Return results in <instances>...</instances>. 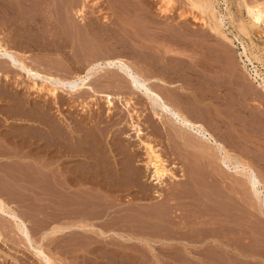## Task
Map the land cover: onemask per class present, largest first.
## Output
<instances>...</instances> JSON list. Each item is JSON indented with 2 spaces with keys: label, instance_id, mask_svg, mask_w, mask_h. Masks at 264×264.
<instances>
[{
  "label": "rangeland",
  "instance_id": "1",
  "mask_svg": "<svg viewBox=\"0 0 264 264\" xmlns=\"http://www.w3.org/2000/svg\"><path fill=\"white\" fill-rule=\"evenodd\" d=\"M1 1L3 3H1ZM1 1H0V5L1 4H3V5L0 6V12H1L0 17H1V15L2 16L5 15V16H4V19L0 18V23H1L0 24V33L1 34L0 35L3 38H5V42L13 50L21 51L23 54L27 55V61H29L30 64H33V66H35L36 68H39L41 70L47 69L46 71L56 73L57 75L61 74V76H63V75L70 76L73 71L70 70L69 67L72 66L73 69H75V71L81 72V71H83L85 65L87 64L88 59L89 60L94 59L98 53H102L105 51L107 52L106 55H108V54L111 55V53L117 55V53H118V55L120 54V56L126 58L127 61H130L131 63H133L142 72L143 75H145L149 78L155 77V78L163 79L166 83H161L159 80L153 81V84L156 86V88L158 90L163 91V92L166 91L167 94L169 92H170V94H176L177 93V96H179V98H182V99H180L181 105H182V107H184L187 110V112L191 113V115L192 114L194 115V113H195L194 116L196 118H198L199 120L204 121L207 119V121H205V122L207 124L211 123L209 125L212 127V129H214L218 134H220L222 132L221 133V139H223L228 144L227 147L229 146L230 150H232L233 153L239 159H241L243 161H247V162L250 161V164L252 163L251 165L256 170H259L257 172L261 173L260 175H262V174L264 175V147H263L264 146V122H263L264 121L263 120L264 119V113H261L264 111V108H261L263 106L261 105V103L259 104V100H258V102L256 100H253L252 102L254 104L250 101H246L247 98L242 94L241 88L239 87L240 89H238V86L228 87L229 85L228 86L225 85L226 87L223 86L224 88L221 87L222 89L218 88L216 82H214L215 80H213L215 78V75L211 74V72H210V73H207V76L209 75L208 80H211V81L207 85H209L210 83H213V82L214 83L207 86L208 90H209L208 96H207L208 102L209 103L213 102L214 104H216V102H220V103H222V105L224 106L225 109H224V111H222V113L219 110L216 111V109H211L212 111L211 110L209 111L210 113L208 114L207 117H205L203 115L204 107H202V105L204 106V103L202 101L203 98H201L202 96L200 95L201 94L200 89L202 88L201 83H202L203 78H204V72H203L204 67L202 68L201 66H205V63L207 61L209 62L210 58H213L210 55L214 54L215 51L217 52L219 50L220 52L218 51V54L224 55L223 56L224 59H227L225 61L223 59V62H225V63L227 62L225 65L230 64L228 61L230 59H233V60L235 59V63L238 61V63H236L237 67H235V69H234V71H235L234 78L237 76L236 72L238 73V76H237L238 78L240 77L239 75L242 72V75L239 78V81L243 82L245 80L244 76H246V75L244 74L245 73L244 69L241 68L240 72L238 70V68L241 67V62L239 60V56H238L237 51L241 50L240 48L242 47V44H244L247 48L248 54L251 56V58L254 61V65H256L255 66L256 69L259 71L261 76L262 75L264 76V39H263L264 33L260 35L256 32H254L252 30L251 24H249V23L246 24L248 26L247 28H249V30H250L249 33L248 32L246 33V31H244L240 28L239 21H238L239 16H238V13L236 10L237 0H227L228 2H225L224 0H217V1H220L222 3V6L227 5L231 11V14H229V16L228 15L226 16V23H227L229 29L233 33H235L240 40V42L237 43V45H238L237 48L232 47V45L227 43L223 39L222 36L213 32L208 23L204 24L201 20L197 21L194 18V15L205 16V14L201 12V6H200V4H198L199 3L198 1L195 5H193L194 3H192V1H194V0H187V1L186 0H179V1L178 0H171L170 3L172 5L169 4V6L171 5L170 6L171 10H169L168 12L166 11L164 13L162 12L164 10H162V9H161L162 11L158 10V9H160V5H162V3H160L159 0H141V1L140 0H131V1L130 0H120L122 2L121 5H120L119 1H117V0H89V1H87V0H80V1L79 0H73V1L72 0H68V1L67 0H56L54 3H52L51 0H1ZM40 1H42V2H40ZM84 1H85L86 7H88L85 9L86 16L88 17V19L90 18V22L94 21L93 24L95 26L97 25V28L96 29L94 28L95 33H94V29H93L94 25L91 26L93 29L92 30L93 34L91 32L89 33L87 31H85L87 29H85V24L83 23V20H81V16L78 17V15L76 14V11H74L76 9V6L78 7L79 5L83 4ZM129 1L132 3H130ZM172 1H173V3H172ZM247 1L249 3H254L252 1H258V0H251V2L249 0H247ZM31 2H32V5H31ZM37 2H38V4H37ZM44 2H47L48 4L47 3L44 4ZM69 2H70V4H68ZM136 2L138 3V5ZM139 2L144 7H145V5H147L145 9L148 11H146L144 9V7H142L139 4ZM40 3L41 4L43 3V4L41 5ZM57 3H59V4H57ZM133 3H136V5ZM144 3H147V4H144ZM44 5H48V7L44 6ZM122 5H124V6H122ZM130 5H132V6H130ZM133 5L138 7V9H136V7ZM175 5H177V6H175ZM55 6H57V8ZM164 6L165 5H163V7ZM173 6H175V7H173ZM23 7H25V8H23ZM44 7H45L46 11L44 10ZM51 7L53 10L50 9ZM68 7H70V8L68 9ZM129 7H132V8L130 9ZM139 7H142L143 9L139 8ZM182 7L184 9L186 8L185 12H184V9L182 11L179 10ZM194 7H195V9H194ZM35 8H36L37 12L34 11ZM188 8H189V10H188ZM58 9L59 10L62 9V10H60L62 12H60ZM67 9H68V11H67ZM41 10H43V11H41ZM86 10H89V11H86ZM100 10L101 11L103 10L102 12H104V14H106L107 18H108L106 20V23L103 25L104 28L100 24L101 23L100 19H98L99 14H100L99 13ZM178 10L181 13L178 12ZM187 10L189 11V13L186 14V12H188ZM39 11L42 12L43 14L38 13ZM47 11H48V13H47ZM53 11H54V13H53ZM143 11H145V12H143ZM71 12H74V13H71ZM190 12L193 16L190 15ZM223 12L225 13L224 7H223ZM45 13L48 14L47 15L48 19L46 18ZM179 13H180V15H179ZM184 13L186 15L183 16ZM32 14H34V15H32ZM175 14H177V15H175ZM56 15L64 16L65 18L64 17H62V18L66 19V20L64 21L62 19V21H63V23L64 22L65 23L63 24L62 21H60L59 18H61V16L58 18L59 19L58 20L57 19L58 16H56ZM29 16L31 19L29 18ZM178 16H181V17H178ZM69 17L70 18L73 17L72 18L73 21H72V19L70 20ZM177 17L179 20L177 19ZM192 17H193V19H192ZM243 18L245 20H247L246 11L243 12ZM6 19H8V24H7ZM143 19H144V21H143ZM38 20H40V21H38ZM173 20L177 21V24ZM14 21H15V23H14ZM22 21H23V23H22ZM26 21L28 23H26ZM49 21H50V23H49ZM58 21H59V23H58ZM69 21H71V22H69ZM98 21H100L99 24H100V26H102L100 29V32H99V28H98V26H99ZM185 21H187V22L184 23ZM196 21L199 23H197ZM60 22L64 26L66 25V27H63V25L60 24ZM43 23H45V24L43 25ZM46 23H47V25H46ZM70 23H72V26ZM79 23L81 26L78 28L79 25H77V24H79ZM173 23L176 25H174ZM200 23H201V25H200ZM40 25H41V27H40ZM42 25L44 26V29L42 28L43 27ZM170 25H171V27H170ZM173 25H174V27L172 28ZM184 25L186 27H188V26L189 27L186 28ZM68 26L70 29L73 30V31L71 30L73 34L70 33V31H69L70 29L67 28ZM181 26H182V28H181ZM46 27H48L47 29H49L50 31L53 30L51 33L55 32V31L56 32L53 34H50L49 30H48L49 33H48V31H46L47 30ZM74 27H75V29H74ZM197 28H200V29L198 30ZM36 29H37V31H36ZM79 29H82V30H79ZM177 29H179L178 30L179 33H178V31L176 32ZM58 30H60L59 31L60 33L57 32ZM180 30L184 33L180 32ZM43 31H44V33H43ZM63 31L66 34H64ZM185 31H187V32H185ZM197 31H200L201 34ZM45 32L48 33L47 36L48 35H51V37L54 36V37H52L53 39L49 38L50 36H48V38L51 39L53 42L55 41L54 40L55 38H57L56 39L57 42H60V41L62 43L67 42V41L69 42V43L67 42V47H66L67 49L64 48L65 49V51H64L65 55H64V53L59 52V50L57 51L55 48V44H53V42H51L49 39L44 37V35H46ZM78 32H80L79 33L80 35H82V34L85 35L82 38H84V39L87 38L85 41L88 40V43L83 42L84 41L83 39L79 40V38L81 36L78 34ZM147 32H148V34H147ZM192 32H193V34H192ZM204 32H205V34H204ZM197 33H198V36H196ZM63 34L66 36V38ZM185 34H187V35H185ZM75 35L77 37L78 36L79 37L77 38V37H75ZM149 35H151L152 37ZM188 35H191V36H188ZM199 35L203 38H201ZM246 35H248V36H246ZM130 36H132V37H130ZM204 36H206L207 38L208 37H210V38L204 39V38H206ZM70 37L73 39H70ZM88 37H90V38H88ZM133 37H134V39H133ZM217 37L219 38L218 40H217ZM172 38H173V41H172ZM251 38H252V40H250ZM65 39H67V40H65ZM157 39H158V41H157ZM159 39L162 42H160ZM192 40H193V42L196 40L194 46H192L194 44L192 42ZM241 40H242V42H241ZM43 41H46V43ZM74 41L76 42L75 45H74V43H75ZM186 41H188V42H186ZM198 41H199V43H198ZM202 41H204V42L202 43ZM222 41H223V44L221 45ZM48 42L50 44H48ZM184 42H186L188 44L183 45V44H185ZM224 42H226V43H224ZM190 43H191V45H190ZM207 43L210 44L211 46L210 45L208 46ZM240 43H242V44H240ZM197 44H201L203 46H201V45L198 46ZM51 45H52V47H51ZM204 45H205L206 50L204 49ZM214 45H215V47H214ZM35 46H37V47H35ZM44 46H46V47H44ZM83 46H85V47H83ZM189 46L193 49V51ZM223 46H226V47L224 48ZM211 47L214 49H212ZM53 48H55V49H53ZM170 48H171V50H170ZM173 48L176 49L178 52H176L175 50L172 51ZM199 48L201 49V51H199L200 50ZM202 49H204V52H202L203 51ZM207 49H208V51H207ZM230 49H232V50H230ZM183 50L187 51V52L183 53ZM196 50H198V52H200V53H197ZM211 50L213 52H211ZM188 51H189V53H188ZM223 51H226V53ZM192 52H193V55H196L195 54V52H196L197 55H199V56L204 55V58H206L208 56L209 59L206 58V60H205L203 58V56L202 57L196 56L195 60H197V58H198V61L193 62L192 61L193 55H191ZM205 53H206V55H205ZM228 53H229V55H227ZM54 54H56V55H54ZM230 54H231V56L232 55L233 56L231 57ZM188 55H190V56H188ZM225 56H227V58ZM188 57H190V58H188ZM228 57H230V58L228 59ZM65 58H67V59H65ZM188 59H189V61H188ZM199 60H201V61L199 62ZM202 60H204V61H202ZM0 62H1L0 63V73H1L0 74V86L2 87V88L0 87L1 88L0 89V94H1L0 95V196H3L10 204H13L18 209L19 213L27 221L29 220L28 223H29L30 230L32 231L31 234H32L34 239L39 240L40 238H42V233L44 231L50 229V227H52L54 225L61 224V223H65V222L68 223L69 221L78 220V219H80V217H78V216H84L83 214L86 212V211L81 212L80 210H77L76 208H72L70 205V206L64 207L65 213L63 211H62L63 213L62 212L60 213L61 208L60 207L58 208V203H60L59 202L60 198H63L62 199L63 202H66V200H64V199H66V197H67V200H68L67 195H69V197H71V196L77 197L78 196L75 200L77 201V199L79 198L78 201H80V202L83 201V200H80L83 197H84V199H85V196H86V198H88L89 196L87 195L86 192L83 191V189L88 184L93 185V187L95 186L94 184L97 183V181L94 180V178L96 176L95 175L96 171L101 172V174L103 173L102 168L95 169L97 166H95L94 163L89 165L90 161H92V160L89 158L91 156V154H89V152L87 150L90 149V147H91V144L89 142V138L93 137L94 135L98 136L101 133L98 129H96V127H94V123L92 122V120L97 118L99 116V114L100 115L103 114V116H104L105 108L107 107V103L105 102L104 98H102L100 96H96L95 101H93L90 97L92 94L90 92H87V91H82V92H80L79 95L77 93L73 96L67 95L66 93H63V92H58V104L59 105L57 106V104L54 103V100L52 97H50V99H49V97H46L43 92H40L41 93L40 94L36 90H32L33 88L32 89L29 88L28 81L25 78V76H23L24 75L23 73H20V71H18L16 68L14 69V67L9 66L8 63H5L7 61H3V62L0 61ZM189 62H190V64H189ZM202 62H203V64H200ZM210 62L212 63L213 60L210 59ZM223 62L221 63V65L224 64ZM46 63H48V64H46ZM193 63H195L196 65ZM197 63H199L198 66H197ZM184 64L186 66L189 65L190 68H193V66H194L195 69L198 71L197 72L195 69H193L194 71H192V69H190L192 74L196 71L195 72L196 74L195 73L193 74L194 77H192V74L190 73L192 80H194L191 82V84L194 83V86L192 87V89L194 88L193 90L188 89L187 81L185 80L187 77V76L185 77V75H186L185 73H187V72H185L186 68H184V67H186V66ZM217 65L219 67L223 68L222 71H224L226 66L225 67L223 65L221 66L219 63ZM217 65H216V63H215V65H213V67H214L213 70L215 72H217V74L219 73L218 75L221 74L224 77L227 76L226 79L223 78L224 80H227V78H228V80H230V78L228 76V71L227 72H225V71L221 72V70H220L221 68H219ZM196 66L198 68H196ZM215 66H216V70H215ZM49 67H50V69H49ZM155 67H156V69H155ZM178 68H179V70H177ZM227 68H229V65L227 66ZM6 69L8 72L5 71ZM168 69L170 71H168ZM173 69L175 71H173ZM225 70H227V69H225ZM176 71L177 72L179 71L180 73L178 72V74H177ZM5 72L10 74V75H8L9 78L7 80L4 79V77H3L4 74H7ZM111 72H112V69L105 68L104 70H102L100 73H98L95 76V78L92 80V84L94 85L95 88H97V90L99 89L103 92H109L112 94L120 93L119 89H117L116 87H106V86H104L106 84V82L104 81V84H103V81H101L102 79L104 80L107 77L109 78V75ZM197 73H199V74H197ZM20 74H21V76H20ZM179 74L181 76H183V78L180 77ZM200 74H202L203 76L202 75L200 76ZM196 75H198L200 77H197ZM16 76H18V78ZM207 76H205V77L207 78ZM210 78H213V79H210ZM198 79L201 81H199ZM4 80H6V81H4ZM183 81H184V83H183ZM198 81H199V83H198ZM170 82L172 84H175V86H172ZM184 84L186 86H184ZM225 84H229V83L226 82ZM233 84H231V85H233ZM211 87H212V89H211ZM171 88H174V89H171ZM229 88H232V92L237 91V92L231 93L232 95H234V97L236 95L235 98L238 99V97L240 96V98L242 100H240L238 103H236V101H238V100L235 99L233 96H231V94H230L231 91H226V90H229ZM224 89H226L225 94L227 96H225V94H224V92H225V91H223ZM173 90H175L176 92ZM128 92L123 93V95L124 96H127V95L132 96L133 95V97L137 101V109H138L139 113L141 114V116H140L141 125L144 127V130L146 132H148L153 137L154 144L159 148L164 159L167 160L168 167L169 168L173 167L172 169L174 171H176L175 173L177 175H181V174L184 175L185 170H186L187 175H190L192 172H194V171H190L191 168H189V164H188V167L186 168L187 163H189V161H188L189 159H187V158H189V157L185 158V152H182V151L180 152V149L178 148V142L175 141V139L177 138L174 134L175 132H170V134H171L170 135V134L165 133L164 131L161 130L159 132V134H156L154 132V129H153V122H152V118L150 115V111L148 109H146V105L144 104L145 101L142 99V96L141 95L138 96L139 94H135L131 89H129ZM198 92H199V94H198ZM218 92H219V96H218ZM180 93L182 94V96ZM184 93L187 95H184ZM222 93L224 95H222ZM6 94H7V96H6ZM32 94H34V95H32ZM229 94H230L231 98H230ZM190 95L192 96V98H190L191 97ZM210 95H212V96H210ZM188 96H190V97H188ZM197 96H201V97H199V100H197L198 99ZM241 96H244L245 98L241 97ZM9 98H10V100H9ZM184 98H186V99L184 100ZM210 98L211 99L213 98V100H211ZM76 99H78V100H76ZM244 99H246V100H244ZM74 100H76V101H74ZM182 100H184V101H182ZM188 100L190 101V103ZM223 100H224V102H223ZM230 100H231V102L229 103ZM248 100H251V99H248ZM200 101H202V102H200ZM227 101H228V103H227ZM70 102H73V103H70ZM182 102L184 104L186 102V104H185L186 106L184 104H182ZM250 103L253 104V106L254 105L256 106V107L254 106V108L257 111L254 110L253 107H252V109L250 108L252 106ZM234 104H237L236 108L238 110L235 108ZM243 104H244V106H248L249 109L247 107H242ZM32 105H33V107H32ZM115 105L116 106L113 108L115 113H119V114L123 115L124 119L127 118V122H125L126 120H124L121 124V126L123 127V132L121 133L120 138L117 141L118 143L116 142V144H115L114 136L112 135V132L117 133V131L115 130L116 126H111V128L109 130H107L108 132L106 130L104 131V128H103V132L105 134H106V132L109 133L110 136H107V134H106L105 138L107 141L106 140L104 141L105 138L102 135H100L101 142L104 141V143L106 144L109 141V142H111V144L108 142L107 143L108 146L112 147L115 145L114 147L116 149L117 148L118 149H120V148L124 149V151H126V152H124L122 155L119 156V160L121 159L120 162L122 164L119 167H121V168L125 167L128 170L129 169L128 166L131 167V163H130V161H131L133 167L129 170L128 173H132V171L135 170V168L139 169L141 171V177H142L143 181L144 182H148V181L150 182V178L148 176L149 172L146 171V167H145V163H144L145 157H146L145 149L142 146V144L139 142V139H137V137L135 136L134 131L128 125V116H127V112L122 108L123 107L122 101L120 99L119 100L117 99V101L115 102ZM231 105L234 108H231ZM200 107H201V109H198ZM202 108H203V110H202ZM240 108L242 109V111L239 113V111L241 110ZM245 108H247V109H245ZM43 109L48 110L50 113L49 115L52 114L51 120H53L54 123H56L55 124L56 128H52V127L51 128L57 129V131L61 130V132H59V134L64 133V136L66 137L64 140H62V142L64 143L63 144L64 147L60 146L62 153H59L58 147H57L56 152H55L56 155H54V158H55L54 160L56 161L59 157H61L63 159H66L65 156L70 157V159L66 162V164L68 163L67 165H70V169H71V170H68L67 174L69 176H70V174H71V176L73 175V177H71V176L69 177L71 180L70 182L72 183V181H73V183H72L73 187H71V188L70 187L67 189H63V188L61 189L60 188V184L63 182L62 178H64V176L61 175L62 176L61 177L59 174V171H57L58 168L60 167L59 160L54 162L53 164H51L52 171L47 170L45 167V164H44V166H42L43 165L42 160L44 161L43 156L47 152L45 150V148L42 147L45 143L44 138H45V134H46L45 130H43V129H47V127L45 126V121H43L44 116H43V114H41L44 111ZM232 109H234V110H232ZM258 109H259V111H258ZM198 110H200L201 114ZM35 111H36V113H35ZM60 111H61V113H60ZM33 112H34V114H33ZM211 112L218 113V114L213 115V114H211ZM196 114H199V116L197 117ZM222 114H223V116H222ZM94 115H95V117H94ZM201 116L203 117L202 119L200 118ZM212 117H213V119H212ZM106 119H107V121H106ZM108 120H109V118H107V117L105 119H103V121L101 123V125H103L102 127H104L106 124H108L107 123ZM209 120L210 121L212 120V122H209ZM218 120H220V121H218ZM254 120H257L258 122L254 121ZM215 121H216V123H215ZM109 123H111V122H109ZM91 125H92V127H91ZM108 128H109V126H107L106 129H108ZM32 129H33V134L36 132L35 135L38 136L37 137L38 139H35V141L33 140V142H31V140H30V138L32 136V133H30V132L32 131ZM34 130H36V131L34 132ZM39 130H40V134H39ZM37 131H38V134H37ZM43 131H44V133L41 135V132H43ZM28 134H30V135L28 136ZM59 134H58V136H59ZM40 135L42 137V140L39 139ZM26 137H29V138H26ZM74 137H76V138H74ZM30 143L31 144L33 143V146L35 147L31 150L32 152H30L32 155H33V152L35 153L33 155V156H35V160L31 159V161H29L30 160V157H29L30 153H28L29 152L28 149H30L29 147L31 146ZM120 144L122 146L123 145L124 146L121 147ZM176 144H177V146H176ZM4 146L5 147L8 146L9 148L8 147L5 148ZM27 146H28V148H26ZM7 148H8V150H7ZM125 148H127L128 150ZM244 148H246V149H244ZM176 151H179L178 152L179 154H177ZM51 153H54V151H52ZM23 154H25V155L27 154L28 156L26 157ZM131 154H133L132 159H128L127 156L131 155ZM85 155L86 156L89 155V157L87 158ZM112 155H113V150L111 151V156ZM69 157H67V158H69ZM191 157L192 156H190V158ZM38 160L39 161L41 160V161L39 162ZM262 160H263V162H262ZM123 163H125L126 165ZM174 164H176L177 166ZM173 165L176 166L177 168L174 167ZM33 167H35V168H33ZM125 168L121 169V172H120L121 174L119 173L120 175L123 174V176H121L122 183H126V178H124V177L129 175L126 171L124 172V170H126ZM183 168H184V171H183ZM16 170H18V171H16ZM34 171H36V172H34ZM53 171H55L57 173L58 181L59 182L62 181L61 183H59V185H58V183H56L58 188H60L62 190L61 194H62V192L64 193L65 191L68 190L67 191L68 193L66 194V196L63 195L61 197L60 196L61 194L58 192L57 188H55V186L53 185L52 181H53L54 177H56V173ZM207 171H208V169H207ZM90 172L92 174L91 176H90ZM189 172H191V173H189ZM45 173H46V175H45ZM24 174H26V175H24ZM34 174L35 175L37 174V175L35 176ZM192 174H194V173H192ZM82 175L90 176L91 181L87 182V184H84L85 180L88 181V179L86 177L83 178ZM232 175H233V178L235 177L234 179L232 178ZM232 175H231L230 179L229 178L224 179L218 175L217 179H216L218 181L215 180L217 183L214 181V183H216V184H214V183L212 184V185H216V186L215 187L211 186V187L215 188L213 191H212L213 188H210L211 189L210 190V189H208V187L207 188L204 187L210 192L209 194H211V195H209V194L203 195L202 193L200 195L197 194V197L200 200L196 199L195 197H192V199L189 198L191 200V202H189V207L190 206L191 207L189 208L187 205L186 209H184L182 212L183 217L188 218V221H190L189 224H191L192 220L196 218V215L198 212H199L198 214H200V215L202 214V217L199 219H204V218L209 219L210 217H214L217 224L215 226V230H213L212 225H209L208 222H205V224L202 225V227H204V228H202V231H201V233H203L202 234L203 236L201 234L199 235L198 234L199 232H197L195 229L193 231V229H191L192 227H189V226L185 227V230L183 229L182 231H180V229H178V227H177L178 225H177L176 229H178L179 231L177 230L175 232L172 230L173 233H171V234H174L175 236L177 235L179 238H182V236H183L182 239L192 238V240L189 241V244H187L188 248L186 249V251L183 250L181 252L180 257H177V259H179L178 261L174 260L173 258H171L170 255L163 252V250L165 249L164 247L165 246L168 247L169 244L166 243V245H165L164 242H162V243L159 242L158 244L157 243L155 244L158 247L157 248L155 246L158 249L156 251H159V252L154 254L153 257L150 256V254L147 252L148 250H146V249L143 250V248H146V247L143 246V248H141L138 245L139 243L133 244V245L131 244L130 246L132 247V249L130 247H127L128 246L127 245L126 248H129L128 251H130V249H131V252H133L132 256H134V257L129 256L130 259L128 257L125 260V262L127 264H130V263L131 264H134V263L135 264L136 263L137 264H189V263L190 264H264V219H263L264 214L262 213L261 209H259L260 208L259 202L257 201V198L251 193L252 191L246 185L244 179H242L244 182L241 184V183H239V181L242 182L240 177L238 175L236 176V174H234V173H232ZM263 175H262V177L264 179ZM37 177H38V179H37ZM59 177L61 178V180H59ZM98 177H101V176L99 175V176H97V178ZM236 177L238 178V181H237ZM23 178H25L26 181ZM169 179L170 178L167 177V180H168V181L166 180L167 181V185H166L167 188L165 187V190H167V191H165L166 193H170V191H171L170 187H172V188H175V187L181 188L182 187L181 184L179 185L177 182H171V179L170 180ZM37 180H38V182H37ZM235 181H237L236 182L237 184L235 183ZM222 182H223V184H222ZM225 182H227V183H225ZM46 183H48V184H46ZM42 184H44V185H42ZM225 184L227 186H225ZM83 185H85V186H83ZM90 185H88V186H90ZM122 185H123L122 188L121 187L117 188V190H116L117 193L115 191H113L114 192L113 195L118 194L117 197L122 200V205L125 204V206H123V208H125V207H128V205H126L128 203L126 199L128 197H131V195L135 194L136 191L133 189H125L126 184H122ZM42 186H43V188H42ZM5 187H8L7 190ZM50 187H51V189H50ZM94 188L92 190L90 189L91 191L88 192L89 195L92 192H96L94 190ZM123 188L126 191L123 190ZM19 189H21L22 191ZM53 189H55V190H53ZM216 189H220V192L217 193L219 190L217 191ZM244 190H247V191H244ZM77 191H79V192L76 193ZM206 191H205V193H208V191L207 192ZM220 193H221V195H219ZM224 193H227V194H224ZM74 194H76V196ZM95 195L97 196L98 193H95ZM113 195L111 197H113ZM224 195L225 196L228 195V197H230V195H231L232 199L230 200L229 198H227V196L225 198V197H223ZM50 196H52V197H50ZM218 196H221V197H218ZM97 197L99 198V196H97ZM189 197H191V196H189ZM208 197H210V198H208ZM211 197H213V198L211 199ZM138 198L139 197L137 196L136 201ZM95 199H96V197H95ZM189 199L187 197L185 200H189ZM194 199L197 200L196 203L193 202ZM243 201H245V202H243ZM171 202H173V203L175 202L177 204L178 200H173V201L171 200L170 203ZM175 203L174 204L168 203L169 209L170 208L171 209H174V208L177 209L176 211L173 212V215H175L176 212L180 211V210L178 211V209L180 208L179 207L180 204L176 205ZM179 203H180V201H179ZM197 203H199V204H197ZM228 203H230V205L234 206V207L231 206L233 209H229L231 207L228 206L229 205ZM175 205H176V207H175ZM192 205H194V206H192ZM72 206L78 207V206H75V204H73ZM226 206H228V207H226ZM81 207L84 208V206H81ZM184 208H185V206H184ZM227 208H228V210H227ZM72 209L75 211H73ZM69 211H72V212H69ZM185 211H187V212H185ZM191 212H193V213H191ZM121 213L123 214L122 216H124L125 213L127 216L126 210L122 209ZM56 214H58V215H56ZM62 214H64V215L66 214L65 219L61 218V217H63ZM128 214H129V212H128ZM66 216H67V218H66ZM189 217H190V220H189ZM221 217H223V219L229 218V221H223L221 219ZM91 219H94V218H91ZM176 219L179 220L178 216ZM109 221H111V220H109V217H108L107 219L102 220V222H101V220H95L94 223L101 228L102 227L105 228L104 230H107V231H109L111 229L112 230L113 229H119V230L124 231L125 233L132 232L131 228L133 226L131 228L128 227V226H131L132 224L126 223L127 224L126 226L124 223H123L124 226H123V224H119L120 228H117L116 224H113L112 222L110 223ZM238 224H239V226H238ZM119 225H118V227H119ZM16 231L17 230L15 229L13 222H11L9 219H5L3 216L0 215V235H1V239H0V264H41V261H39V259L37 260V258L34 255H32L31 251H29L27 249L26 243H25V241H23L22 236ZM77 233L78 234L81 233L80 234L81 236H79ZM89 233H90L91 237H92V234L95 235L94 232H89ZM204 233L206 235L205 238H204ZM214 233L219 240L217 242L212 243L211 238H209V236L212 237V235ZM90 235L87 236L84 231H72V232L69 231L67 233H61V235H58L57 238H56V235L51 236V237L45 236L44 237L45 239L43 238V242H44V246L46 248L47 253H49L53 258H58V259H56V264H114V262H112L114 260V257L112 259L111 255L108 256L110 254L109 252L105 253V254H104V252H102L103 249H106L105 248L106 245L109 246V244L112 245V243H103V244H102V242L99 243V245L101 246V251L100 252L97 251V254L96 253H94V254L89 253L86 251V250L90 249L92 246L91 245L92 242H89V241H92L93 237L90 238ZM199 236L202 237L203 239L200 238L201 241L200 240L196 241V238ZM79 237L82 238L84 241L86 240V242L91 243L90 244L91 246L88 243L85 244L86 242L84 243V241H82ZM171 237H173V236H171ZM193 238L195 240H193ZM76 239H78V241H81V242L78 243V241H76ZM173 242L176 243L177 250L179 249L178 246L182 247L181 242L177 243L175 240ZM77 244H78V246H79V244H81L80 247L78 248L79 251H78V249H76ZM84 245L87 248L89 245L90 248L86 249V247L85 248L83 247ZM135 245H137V246H135ZM71 246H72V248H70ZM93 246H94V244H93ZM249 246L251 249L249 248ZM82 247L84 248V250ZM68 248L70 249L71 253L68 250ZM73 248H75L77 251L76 250L74 251ZM109 248H110V246H109ZM122 248L123 247H121V249ZM71 249L74 251V254L72 253ZM159 249H162V251ZM181 249L182 248H180V250ZM143 254H145V255H143ZM146 254H147V256H146ZM105 257H106V259H105ZM117 257L115 256V258H117ZM108 258H110V259H108ZM57 260H59V261L57 262ZM36 262H38V263H36ZM132 262H134V263H132Z\"/></svg>",
  "mask_w": 264,
  "mask_h": 264
},
{
  "label": "bare ground",
  "instance_id": "2",
  "mask_svg": "<svg viewBox=\"0 0 264 264\" xmlns=\"http://www.w3.org/2000/svg\"><path fill=\"white\" fill-rule=\"evenodd\" d=\"M1 1V0H0ZM56 0H51L52 3H54ZM68 1V0H67ZM73 1V0H72ZM80 1V0H79ZM89 1V0H87ZM119 1L120 5H121V1L120 0H117ZM131 1V0H130ZM129 1V2H130ZM141 1V0H140ZM160 3H162V5H160V11H162L163 13L164 12H168L169 10H171L170 6L172 5L170 3L171 0H159ZM179 1V0H178ZM187 1V0H186ZM197 1L199 2L198 4H200L201 6V12L205 14V16H197V15H194V18L198 21V20H201L204 24L208 23L212 29L213 32L217 33L218 35L222 36L223 39L232 45V47L234 48H237L238 45L237 43L240 42L238 36L233 33L227 23H226V16L229 14H231V11L230 9L228 8V6H222V3L220 1H217V0H194L192 1V3H194L193 5H195L197 3ZM225 2H228L227 0H224ZM251 2V0H249ZM42 2V1H40ZM96 2V1H95ZM135 2V1H134ZM254 3H249L247 0H237L236 2V10H237V13H238V21H239V26L242 30L246 31V33L250 32L249 28H247L248 26L246 25L247 23L251 24L252 26V30L258 34H263L264 33V0H258V1H252ZM1 3H3L1 1ZM47 3V2H44V4ZM118 3V2H117ZM132 3V2H130ZM137 3V2H136ZM136 3H133L136 5ZM173 3V1H172ZM188 3V2H187ZM5 4V3H4ZM38 4V2H37ZM41 4V3H40ZM43 4V3H42ZM41 4V5H42ZM48 4V3H47ZM59 4V3H57ZM70 4V2L68 3ZM128 4V3H127ZM140 4V2H139ZM143 4V3H142ZM144 4H147V3H144ZM169 4H171L169 6ZM226 4V3H225ZM3 5V4H1ZM0 5V6H1ZM31 5H32V2H31ZM40 5V6H41ZM53 5V4H52ZM75 5V4H74ZM77 5V4H76ZM119 5V4H118ZM117 5V6H118ZM133 5V6H135ZM138 5V3H137ZM141 5V4H140ZM152 5V4H151ZM163 5H165L163 7ZM44 6H47L48 5H44ZM88 6V5H87ZM124 6V5H122ZM126 6V5H125ZM132 6V5H130ZM142 6V5H141ZM147 5L142 6L144 7V9L146 8ZM149 6V5H148ZM177 6V5H175ZM173 6V7H175ZM4 7V6H3ZM57 8V6H55ZM71 7V6H70ZM68 7V9L70 8ZM120 7V6H119ZM136 7V6H135ZM142 7H139V8H142ZM154 7V6H153ZM180 7V6H179ZM178 7V8H179ZM186 7V6H185ZM223 7L225 9V13L223 12ZM25 8V7H23ZM40 8V7H39ZM63 8V7H62ZM88 8L86 7L85 5V1L83 4L79 5L78 7L76 6V9L74 11H76V14L78 15V17L81 16V20H83V23L85 24V31L87 32H93L92 30L95 28H97V25L95 26L93 24V18L91 19L93 22H90V18L88 19V17L86 16V13H85V9ZM130 9L132 7H129ZM134 8V7H133ZM48 9V8H47ZM52 9V7L50 8ZM49 9V10H50ZM67 9V11H68ZM120 9V8H119ZM126 9V8H125ZM135 9V8H134ZM136 9H138V7H136ZM143 9V8H142ZM162 9V10H161ZM184 8L182 7L181 9H179L180 11H182ZM186 9V8H185ZM185 9H184V12H185ZM191 9V8H190ZM195 9V7H194ZM199 9V8H198ZM14 10V9H13ZM44 10L46 11L45 7H44ZM53 10V9H52ZM59 10V9H58ZM62 10V9H60ZM59 10V11H60ZM73 10V9H72ZM92 10V9H91ZM98 10V9H97ZM146 10V9H145ZM178 10V12H180ZM189 10V8H188ZM187 10V11H188ZM34 11L37 12L36 8L34 9ZM33 11V12H34ZM43 11V10H41ZM51 11V10H50ZM49 11V12H50ZM55 11V10H54ZM53 11V13H54ZM57 11V10H56ZM58 11V12H59ZM86 11H89V10H86ZM103 11V10H102ZM100 10V14H99V17L98 19H100L101 21V25L103 26L105 23H106V20L108 19L107 18V15L104 14V12H102ZM148 11V10H146ZM199 11V10H198ZM246 11L247 13V20H245L243 18V12ZM35 12V13H36ZM57 12V13H58ZM62 12V11H60ZM59 12V13H60ZM145 12V11H143ZM152 12V11H151ZM171 12V11H170ZM177 12V11H176ZM175 12V13H176ZM177 12V13H178ZM192 12V11H191ZM190 12V15H192ZM1 13V12H0ZM7 13V12H6ZM34 13V14H35ZM38 13H42V12H38ZM48 13V11H47ZM46 14V18L48 17ZM58 13V14H59ZM70 13V12H69ZM71 13H74V12H71ZM97 13V12H96ZM118 13V12H117ZM137 13V12H136ZM147 13V12H146ZM181 13V12H180ZM179 13V15H180ZM189 13L186 12V14ZM198 13V12H197ZM32 14V15H34ZM43 14V13H42ZM41 14V15H42ZM62 14V13H61ZM138 14V13H137ZM167 14V13H166ZM165 14V15H166ZM185 13L183 14L186 15ZM37 15V14H36ZM152 15V14H151ZM177 15V14H175ZM189 15V14H188ZM4 16L5 15H1L0 18H3L4 19ZM52 16V15H51ZM58 16V15H56ZM61 16V15H60ZM58 16L57 19L60 17ZM70 16V15H69ZM76 16V15H75ZM94 16V15H93ZM174 16V15H173ZM172 16V17H173ZM182 16V17H183ZM193 16V15H192ZM13 17V16H12ZM24 17V16H23ZM40 17V16H39ZM42 17V16H41ZM64 16H61L60 21H62V19L65 21L66 19L62 18ZM68 17V16H67ZM77 17V18H78ZM92 17V16H91ZM140 17V16H139ZM158 17V16H157ZM171 17V16H170ZM176 17V16H175ZM178 17H181V16H178ZM177 17V19H178ZM20 18V17H19ZM30 18V16H29ZM38 18V17H37ZM50 18V17H49ZM53 18V17H52ZM56 18V17H55ZM70 18V17H69ZM68 18V19H69ZM73 18V17H72ZM70 18V20L72 19ZM76 18V19H77ZM190 18V17H189ZM31 19V18H30ZM35 19V18H34ZM33 19V20H34ZM40 19V18H39ZM48 19V18H47ZM58 19V20H59ZM187 19V18H186ZM193 19V17H192ZM7 20V24H8V19ZM43 20V19H42ZM41 20V21H42ZM55 20V19H54ZM80 20V19H79ZM176 20V19H175ZM173 20V21H175ZM179 20V19H178ZM232 20V19H231ZM3 21V20H2ZM35 21V20H34ZM40 21V20H38ZM73 21V19H72ZM98 21V24L99 22ZM144 21V19H143ZM189 21V20H188ZM191 21V20H190ZM195 21V20H194ZM196 21V22H197ZM235 21V20H234ZM10 22V21H9ZM54 22V21H53ZM57 22V21H56ZM71 22V21H69ZM76 22V21H75ZM176 24H177V21H175ZM187 21H185L184 23H186ZM193 22V21H192ZM13 23V22H12ZM11 23V24H12ZM15 23V21H14ZM17 23V22H16ZM23 23V21H22ZM26 23H28L26 21ZM31 23V22H30ZM40 23V22H39ZM50 23V21H49ZM59 23V21H58ZM63 23V21H62ZM60 22V24H62ZM65 23V22H64ZM63 23V24H64ZM96 23V22H95ZM179 23V22H178ZM199 23V22H197ZM1 24V23H0ZM42 24V23H41ZM45 23H43L44 25ZM55 24V23H54ZM62 24V25H63ZM71 26H72V23H70ZM97 24V23H96ZM98 26L99 28V32H100V29L102 26ZM174 24V23H173ZM174 24V25H176ZM180 24V23H179ZM178 24V25H179ZM15 25V24H14ZM22 25V24H21ZM32 25V24H31ZM37 25V24H36ZM42 25V26H43ZM47 25V23H46ZM45 25V26H46ZM49 25V24H48ZM51 25V24H50ZM68 25V24H67ZM79 25L78 28L81 26L80 23L77 24ZM92 25H94L93 29H92ZM172 25V24H171ZM170 25V27H171ZM174 25L172 26V28L174 27ZM177 25V26H178ZM201 25V23H200ZM11 26V25H10ZM33 26V25H32ZM60 26V25H59ZM84 26V25H83ZM185 26V25H184ZM195 26V25H194ZM34 27V26H33ZM38 27V26H37ZM41 27V25H40ZM63 27H66V25ZM76 27V26H75ZM74 27V29H75ZM176 27V26H175ZM186 27V26H185ZM184 27V28H185ZM189 27V26H188ZM186 27V28H188ZM206 27V26H205ZM18 28V27H17ZM32 28V27H31ZM30 28V29H31ZM44 29V26L42 27ZM48 27H46L47 29ZM69 28V26L67 27ZM104 28V26H103ZM177 28V27H176ZM182 28V26H181ZM34 29V28H33ZM32 29V30H33ZM56 29V28H55ZM70 29V28H69ZM68 29V30H69ZM95 29H94V33H95ZM192 29V28H191ZM198 30L200 28H197ZM49 29H47L46 31H48ZM63 30V29H62ZM61 30V31H62ZM72 29H70V33H72L71 31ZM79 30H82V29H79ZM179 29L176 30V32L178 31ZM2 31V30H1ZM17 31V30H16ZM28 31V30H27ZM31 31V30H30ZM37 31V29H36ZM50 31V30H49ZM48 31V33H49ZM53 31V30H52ZM52 31H50V34H53L51 33ZM60 30H58L57 32H59ZM98 31V30H97ZM201 31V30H200ZM200 31H197L200 33ZM206 31V30H205ZM39 32V31H38ZM76 32V31H75ZM170 32V31H169ZM180 32H182L180 30ZM187 32V31H185ZM16 33V32H15ZM20 33V32H19ZM35 33V32H34ZM44 33V31H43ZM42 33V34H43ZM46 33V32H45ZM44 35V37H46L47 39L51 38L53 39L51 35H48L50 36L48 38L47 34ZM60 33V32H59ZM64 34H66L64 31H63ZM80 32H78L79 34ZM105 33V32H104ZM179 33V31H178ZM184 33V32H182ZM196 33V32H195ZM203 33V32H202ZM210 33V32H209ZM245 33V32H244ZM1 34V33H0ZM4 34V33H3ZM63 34V35H64ZM73 34V33H72ZM82 34V33H81ZM85 34V33H84ZM93 34V33H92ZM148 34V32H147ZM193 34V32H192ZM201 34V33H200ZM205 34V32H204ZM203 34V35H204ZM208 34V33H207ZM211 34V33H210ZM209 34V35H210ZM214 34V33H213ZM60 35V34H59ZM80 35V34H79ZM97 35V34H96ZM99 35V34H98ZM159 35V34H158ZM162 35V34H161ZM174 35V34H173ZM187 35V34H185ZM195 35V34H194ZM212 35V34H211ZM12 36V35H11ZM65 36V35H64ZM71 36V35H70ZM74 36V35H73ZM81 37L79 38V40L83 39L84 41L83 42H86L88 43V40L85 41L87 38H82L83 36L85 35H80ZM89 36V35H88ZM151 36V35H149ZM166 36V35H165ZM183 36V35H182ZM188 36H191V35H188ZM193 36V35H192ZM196 36H198V33L196 34ZM200 36V35H199ZM213 36V35H212ZM216 36V35H215ZM248 36V35H246ZM63 37V36H62ZM75 37H77L75 35ZM74 37V38H75ZM79 37V36H78ZM77 37V38H78ZM132 37V36H130ZM152 37V36H151ZM158 37V36H157ZM163 37V36H162ZM169 37V36H168ZM177 37V36H176ZM194 37V36H193ZM201 37V36H200ZM206 37V36H204ZM214 37V36H213ZM66 38V36H65ZM90 38V37H88ZM96 38V37H95ZM150 38V37H149ZM148 38V39H149ZM170 38V37H169ZM197 38V37H196ZM203 38V37H201ZM210 38V37H208ZM207 37L204 38V39H208ZM215 38V37H214ZM249 38V37H248ZM51 39H49L51 42H53ZM57 38H55L53 42V44H55V48L56 50L59 52H62L64 53L65 55V49L67 47V42H64L62 43L61 41L60 42H57L56 40ZM59 39V38H58ZM64 39V38H63ZM70 39H73L70 37ZM134 39V37H133ZM132 39V40H133ZM153 39V38H152ZM190 39V38H189ZM219 38L217 37V40ZM264 39V38H263ZM45 40V39H44ZM67 40V39H65ZM78 40V41H79ZM91 40V39H90ZM166 40V39H165ZM252 40V38L250 39ZM7 41V40H6ZM25 41V40H24ZM47 41V40H46ZM46 41H43L46 43ZM49 41V42H50ZM73 41V40H72ZM158 41V39H157ZM160 41V39H159ZM172 41H173V38H172ZM190 41V40H189ZM196 41V40H195ZM195 41L192 42L194 43L192 46L195 45ZM48 42V44H50ZM75 42V41H74ZM90 42V41H89ZM162 42V41H160ZM183 42V41H182ZM188 42V41H186ZM184 42L185 44L183 45H186L188 43ZM191 42V41H190ZM201 42V41H200ZM204 41H202L203 43ZM220 42V41H219ZM224 42V43H226ZM242 42V40H241ZM254 42V41H253ZM23 43V42H22ZM58 43V44H57ZM69 43V42H68ZM94 43V42H93ZM197 43V42H196ZM199 43V41H198ZM201 43V44H202ZM40 44V43H39ZM76 44V42L74 43V45ZM90 44V43H89ZM116 44V43H115ZM172 44V43H171ZM201 44H197L198 46L201 45ZM208 44V43H207ZM223 44V41L221 43V45ZM242 44V43H240ZM47 45V44H46ZM57 45V46H56ZM84 45V44H83ZM125 45V44H124ZM179 45V44H178ZM177 45V46H178ZM191 45V43H190ZM206 45V44H205ZM205 45H204V49H205ZM210 44H208L209 46ZM170 46V45H169ZM172 46V45H171ZM176 46V45H175ZM203 46V45H201ZM200 46V47H201ZM211 46V45H210ZM37 47V46H35ZM46 47V46H44ZM52 47V45H51ZM54 47V46H53ZM81 47V46H80ZM85 47V46H83ZM87 47V46H86ZM121 47V46H120ZM186 47V46H185ZM190 47V46H189ZM197 47V46H196ZM215 47V45H214ZM221 47V46H220ZM224 48L226 46H223ZM231 47V48H232ZM48 48V47H47ZM50 48V47H49ZM53 48V49H55ZM72 48V47H71ZM110 48V47H109ZM132 48V47H131ZM134 48V47H133ZM148 48V47H147ZM179 48V47H178ZM187 48V47H186ZM191 48V47H190ZM209 48V47H208ZM212 48V47H211ZM36 49V48H35ZM67 49V48H66ZM112 49V48H111ZM117 49V48H116ZM115 49V50H116ZM146 49V48H145ZM180 49V48H179ZM185 49V48H184ZM189 49V48H188ZM192 49V48H191ZM195 49V48H194ZM200 49V48H199ZM204 49H202L204 52ZM210 49V48H209ZM214 49V48H212ZM227 49V48H226ZM241 50H238L237 53H238V56H239V60L241 62V67L238 68L239 72H240V69H244L245 71V75L244 76L245 80L243 82L239 81V78L241 77L242 75V72L241 74L239 75L240 77L238 78V73L236 72L237 76L234 78L235 76V67L236 66V63H238V61L235 63V59H230L228 60L230 64L229 65V68H227L228 65H225L226 63L223 62V59H224V55H219L218 54V51L214 52V54L210 55L212 56L213 58H210L211 60H213V64L210 62V59L208 58V56L206 58L209 59V62L205 61V66H201L203 69H204V78H203V81L201 83V96H197L199 100V97L203 98V103H204V106L202 105V107H204V112H203V115L205 117L208 116V114L210 113L209 111L211 109H216V111H220L222 113V111H224V106L222 105V103L220 102H216V104H214L211 100H213V98L210 100L212 103H209L208 102V87L210 84H213L214 82H216L218 88H221L223 86H228V87H232V86H238V89L241 88V92L242 94L247 98L244 99L246 101H250L252 102L253 100H256L258 102L259 100V104L261 103V105L263 107L261 108H264V76L259 73V71L256 69V65H254V61L253 59L251 58V56L248 54L247 52V48L244 44H242V47L240 48ZM49 50V49H48ZM63 50V51H62ZM72 50V49H71ZM118 50V49H117ZM122 50V49H121ZM136 50V49H135ZM171 50V48H170ZM175 50L176 52H178L176 49H172V51ZM181 50V49H180ZM206 50V49H205ZM217 50V49H216ZM221 50V49H220ZM232 50V49H230ZM56 51V52H57ZM70 51V50H69ZM130 51V50H129ZM137 51V50H136ZM182 51V50H181ZM193 51V49H192ZM195 51V50H194ZM197 53H200L198 52V50H196ZM201 51V49L199 50ZM208 51V49H207ZM206 51V52H207ZM222 51V50H221ZM227 51V50H226ZM226 51H223L226 53ZM187 51H184L183 50V53H185ZM210 52V51H209ZM211 52H213L211 50ZM220 52V51H219ZM236 52V51H235ZM86 53V52H85ZM106 51L105 52H102V53H98L94 59H88V62L87 64L85 65L83 71H75V69H73V67H69L70 70H72V74L70 76H66V75H63L61 76V74H56V73H52L50 71H46V70H41L39 68H36L35 66H33V64H30L29 61H27V55L23 54L21 51H16V50H13L10 46L7 45V43L5 42V38H3L1 35H0V61H7L5 63H8L9 66L11 67H14V69L16 68L18 71H20V73H23L25 76V78L27 79L28 81V86L29 88H33L32 90H36L37 92H43L45 94L46 97H52L53 100H54V103L57 104V106L59 105L58 104V92H63V93H66L67 95H70V96H73L75 94L78 93V95L80 94V92L82 91H87V92H90L92 95L90 96L91 99L93 101H95V97L96 96H100L102 98H104L105 102L107 103V107L105 108V114L103 116V112L101 113L102 115L99 114V116L95 119L92 120V122L94 123V127H96V129H98L101 133L97 136V135H94L93 137L89 138V142L91 144V147L90 149H88L87 151L89 152V154H91V156L89 157V155H85L87 158L89 157L92 161H90L89 165H91L92 163L95 164V166H97L95 169H100L102 168L103 169V173L101 174V172H97L96 170V173H95V178L94 180L97 181V183H95L94 187L93 185H90V186H86L83 191L87 193V195L89 196L88 198H86L85 196V199L84 197L80 200H85L84 202H80L78 201L79 198L77 199V201L75 200L77 197H69L68 196V200H67V197L66 199V202H63V198H60V203H58V208L60 207L61 208V211L60 213L64 211V207H67V206H70L72 208H76L77 210H80L81 212L82 211H86L83 215L84 216H78L80 217V219L78 220H74V221H69L68 223L65 222V223H61V224H58V225H54L52 227H50V229L44 231L42 233V238H40L39 240H36L33 238L32 234H31V230H30V227H29V223L28 221L19 213L18 209L13 205V204H10L3 196H0V215L3 216L5 219H9L11 222H13V225L15 227V229L17 230L16 232H18L22 238H23V241H25L26 243V246H27V249L29 251H31L32 255H34L37 260L39 259V261H41V264H56V259L58 258H53L49 253H47L46 251V248L44 246V242H43V238L45 236H55L56 235V238L58 235H61V233H67L69 231H84L86 233L87 236L90 235L89 232H94V234H92V237H93V240L92 241H89V242H92L91 243H88L86 242V240L84 241L82 238H80L82 241H84L85 244H91V248L89 247L88 245V249L85 245L83 246L84 248L86 247V250L87 252L89 253H96L97 254V251H101V246L99 245V243L102 242L103 243H112V245L109 244V246L106 245V249H103L102 252L105 253H110L108 256L111 255L112 259L114 257V260L112 262H114V264H127L125 262V260L131 256V257H134L132 256L133 252H131V249L132 247L130 246L131 244H138L141 248H143V246H145L146 248H143L148 250L147 252L150 254V256L153 257L154 254H156L157 252L159 251H156L158 250L157 248V245H155L156 243L158 244L159 242L162 243L164 242L165 245L166 243L169 244L168 247H164L165 249L163 250V252H165L166 254L170 255L171 258H173L174 260H179L177 259V257H180L181 255V252L184 250L186 251V249L188 248L187 244H189V241L192 240V238H186V239H182V238H179L177 235L175 236L174 234H171L173 233V231H177L178 229H180V231H182L183 229L185 230V227H192L191 229H194L199 232L198 234L202 235L203 233H201L202 231V225L205 224V222H208L209 225H212V229L215 230V226L217 224V222L215 221V218L214 217H210L209 219H199L202 217V214H198L196 215V218L192 220L191 224L190 221H188V218L186 217H183L182 215V212L184 209H186V206L188 205L189 207V202H191V200L189 198L192 199V197H195L196 199H199L197 197V194L200 195L201 193L203 195H206V194H209L210 192L206 189L208 187V189L210 188H213L215 187L216 185H212L214 183V181L217 179V176L219 175L221 178H229L231 177L232 173L236 174V176L238 175L240 177V179H244L246 185L251 189V193L257 198V201L259 202V209H261L262 213L264 214V179L262 177V175H260L261 173L257 172L259 170H256L251 164H250V161L247 162V161H243L241 159H239L234 153L232 150H230L229 146L227 147V143L221 139V133L218 134L214 129H212V127L209 125L211 123L209 122H212V120L210 121L209 120V124H207L205 121L206 120H199L198 118H196L194 115L189 112H187V110L182 107L181 105V102H180V99L182 98H179V96H177V93L176 94H170V92L167 94L166 91L163 92V91H160L156 88V86L153 84V81L155 80H159L161 83H166L163 79H159V78H153V77H147L145 75L142 74V72L133 64L131 63L130 61H127L126 58L120 56V54L117 55L116 54H112L111 55H106ZM126 53V52H125ZM163 53V52H162ZM189 53V51H188ZM191 53V52H190ZM197 53L195 52L196 55H193V52L191 55H193V59L192 61L195 62V61H198V58L197 60H195L196 56L200 57L199 55H197ZM231 53V52H230ZM44 54V53H43ZM148 54V53H147ZM204 54V53H203ZM218 54V55H217ZM56 55V54H54ZM141 55V54H140ZM206 55V53H205ZM229 55V53L227 54ZM237 55V54H236ZM59 56V55H58ZM190 56V55H188ZM203 58H204V55H202ZM201 56V57H202ZM231 56V54H230ZM233 56V55H232ZM231 56V57H232ZM54 57V56H53ZM227 58V56H225ZM155 58V57H154ZM190 58V57H188ZM206 58H204L206 60ZM230 57H228L229 59ZM234 58V57H233ZM49 59V58H48ZM67 59V58H65ZM187 59V58H186ZM190 59V60H191ZM259 59V58H258ZM148 60V59H147ZM155 60V59H154ZM227 60V59H224V61ZM238 60V59H237ZM57 61V60H56ZM87 61V60H86ZM185 61V60H184ZM187 61V60H186ZM189 61V59H188ZM191 61V62H192ZM201 60H199L200 62ZM204 61V60H202ZM167 62V61H166ZM224 63L222 64L225 69L224 71L227 72L228 71V76L230 78V80H224L223 78L226 79V77H224L223 75H218L217 72H215L213 69V65H216L219 63L221 65V63ZM1 63V62H0ZM59 63V62H58ZM183 63V62H182ZM3 64V63H2ZM48 64V63H46ZM63 64V63H62ZM190 64V62H189ZM195 64V63H193ZM199 63H197V66H198ZM200 64H203L200 63ZM185 65V64H184ZM196 65V64H195ZM221 65V66H222ZM238 65V64H237ZM7 66V65H6ZM48 66V65H47ZM186 66V65H185ZM196 66V68H198ZM218 66V65H217ZM3 67V66H2ZM200 67V68H201ZM219 67V66H218ZM258 67V66H257ZM8 68V67H7ZM55 68V67H54ZM105 68L107 69H112V72L110 73L109 75V78H105L104 80L102 79L101 81H103V84H104V81L106 82V84L104 86L106 87H116L117 89H119L120 93H109V92H103L101 90H97V88L94 87V85L92 84V80L95 78V76L100 73L102 70H104ZM185 73V77H186V81H187V86H188V89H192V87L194 86V83L191 84L192 81V78L190 76V73L192 74L191 70L194 71L193 69H195V67L193 66V68H190L189 65H187L186 67ZM201 68V69H202ZM221 68V67H219ZM2 69V68H1ZM50 69V67H49ZM67 69V68H66ZM156 69V67H155ZM3 70V69H2ZM68 70V69H67ZM167 70V69H166ZM179 70V68L177 69ZM196 70V69H195ZM215 70H216V66H215ZM218 70V69H217ZM221 72H224L222 71L223 68L220 69ZM219 70V71H220ZM7 71V69L5 70ZM161 71V70H160ZM168 71H170L168 69ZM173 71H175L173 69ZM181 71V70H180ZM197 71V70H196ZM195 71V72H196ZM208 71V72H207ZM242 71V70H241ZM8 72V71H7ZM5 72V73H7ZM57 72V71H56ZM177 72V71H176ZM179 72V71H178ZM177 72V74H178ZM194 72V73H195ZM198 72V71H197ZM201 72V71H200ZM199 72V73H200ZM202 72V73H203ZM215 75V78H210V79H213L215 80L213 83H210L209 85H207L211 80H208V76H207V73H210ZM216 74H215V73ZM150 73V72H149ZM170 73V72H169ZM168 73V74H169ZM174 73V72H173ZM180 73V72H179ZM182 73V72H181ZM184 73V72H183ZM193 73V74H194ZM197 73V74H199ZM1 74V73H0ZM192 74V77H194V75ZM196 74V73H195ZM210 74V75H211ZM226 74V73H225ZM10 75L9 73L7 74H4L3 77L4 79H8ZM17 75V74H16ZM180 75V74H179ZM202 74H200L201 76ZM21 76V74H20ZM197 77H200L198 75H196ZM203 76V75H202ZM207 76V78L205 77ZM212 76V75H211ZM15 77V76H14ZM18 78V76H16ZM177 77V76H176ZM179 77V76H178ZM180 77L183 78V76L180 75ZM233 77V78H232ZM175 78V77H174ZM196 78V77H195ZM172 79V78H171ZM176 79V78H175ZM200 79V78H199ZM198 79V80H199ZM233 79V80H232ZM242 79V78H241ZM4 80V81H6ZM10 80V79H9ZM12 80V79H11ZM174 80V79H173ZM184 80V81H185ZM196 80V79H195ZM183 81V83H184ZM197 81V80H196ZM195 81V82H196ZM201 81V80H199ZM198 81V83H199ZM229 83V84H225V83ZM7 83V82H6ZM171 83V82H170ZM197 83V84H198ZM234 83V84H233ZM2 84V83H1ZM20 84V83H19ZM233 84V85H231ZM172 86H175V84H172ZM170 85V86H171ZM3 86V85H2ZM184 86H186L184 84ZM214 86V85H213ZM212 86V87H213ZM225 86V87H226ZM1 87V86H0ZM10 87V86H9ZM211 87V89H212ZM240 87V88H239ZM2 88V87H1ZM0 88V89H1ZM175 88V87H174ZM174 88H171V89H174ZM196 88V87H195ZM224 88V87H223ZM128 89V90H127ZM129 89H131L135 94H139L138 96H142V99L145 101L144 104L146 105V109H148L150 111V115H151V118H152V122H153V129H154V132L156 134H159V132L162 130L164 131L165 133H168L170 134V132H175V136L177 137L175 139V141L178 142V148L180 149V152H185V158L189 159V163H187V166L186 168L188 167V164H189V168H191L190 171H194L191 173L190 175H187L186 173V170L184 171V168H183V171H184V175H182L180 172V174L182 175H177L171 167L169 168L168 165H167V160L164 159V157L162 156L159 148L154 144V140H153V137L144 130V127L141 125V122H140V116L141 114L139 113L138 109H137V101L135 100V98L133 97V95H127V96H124L123 93H126L129 91ZM210 89V90H211ZM222 89V88H221ZM220 89V90H221ZM227 89V88H226ZM226 89H224L223 91H225ZM3 90V89H2ZM8 90V89H7ZM170 90V89H169ZM199 90V89H198ZM216 90V89H215ZM5 91V90H4ZM11 91V90H10ZM9 91V92H10ZM16 91V90H15ZM175 91V90H173ZM196 91V90H195ZM212 91V90H211ZM226 91H231V93L233 92H237V91H233L232 92V88H229V90H226ZM226 91L224 92V94L226 93ZM7 92V91H6ZM176 92V91H175ZM178 92V91H177ZM215 92V91H214ZM239 92V91H238ZM129 93V92H128ZM191 93V92H190ZM213 93V92H212ZM229 93V92H228ZM41 94V93H40ZM65 94V95H66ZM134 94V95H135ZM181 94V93H180ZM197 94V93H196ZM199 94V92H198ZM221 94V93H220ZM222 93V95H224ZM229 94V96H230ZM235 94V93H234ZM1 95V94H0ZM34 95V94H32ZM94 95V96H93ZM184 95H187L184 93ZM7 96V94H6ZM9 96V95H8ZM12 96V95H11ZM182 96V94H181ZM191 96V95H190ZM188 96V97H190ZM212 96V95H210ZM209 96V97H210ZM218 96H219V92H218ZM221 96V95H220ZM225 96H227L225 94ZM231 96L234 97V95L231 94ZM230 96V98H231ZM244 96H241V97H244ZM35 97V96H34ZM76 97V96H75ZM186 97V96H185ZM214 97V96H213ZM217 97V96H216ZM222 97V96H221ZM232 97V98H233ZM236 97V95H235ZM234 97V98H235ZM244 97V98H245ZM71 98V97H70ZM79 98V97H78ZM192 98V96L190 97ZM189 98V99H190ZM229 98V97H228ZM229 98V99H230ZM240 96L235 99H237L238 101H236V103H238L240 100H242ZM73 99V98H72ZM88 99V98H87ZM117 99L121 100L122 101V105H123V109L127 112V116H128V125L129 127L134 131L135 133V136L137 137V139H139V142L142 144V146L144 147L145 149V167H146V171L149 172V178H150V182H144L142 177H141V171L139 169H136L132 171V173H128L129 170L133 167L132 165V162L130 161L131 163V167H129V169L127 170L125 167L121 168L119 167L121 164V159L119 160V156L122 155L124 152V149L120 148V149H116L114 146L110 147L107 145V142L106 144L104 143V141L106 140L105 136L107 134V136H110L109 133H107L111 126H116L115 127V130L117 131V133H113L112 131V135L114 136V141H115V144L116 142L118 141V139L120 138V135L121 133L123 132V127L121 126L122 122L124 120H126L125 122H127V118L124 119L123 115L119 114V113H115V111L113 110V108L116 106L115 105V102L117 101ZM186 98H184L185 100ZM188 99V98H187ZM196 99V98H195ZM248 99H251V100H248ZM10 100V98H9ZM78 100V99H76ZM74 100V101H76ZM91 100V101H92ZM141 100V99H140ZM142 100V101H143ZM182 100V101H184ZM228 100V99H227ZM100 101V100H99ZM189 101V100H188ZM193 101V100H192ZM200 101V102H202ZM12 102V101H11ZM199 102V101H198ZM224 102V100H223ZM231 102V100L229 101V103ZM23 103V102H22ZM70 103H73V102H70ZM86 103V102H85ZM84 103V104H85ZM89 103V102H88ZM190 103V101H189ZM188 103V104H189ZM228 103V101H227ZM242 103V102H241ZM253 103V102H252ZM25 104V103H24ZM28 104V103H27ZM182 104H184L182 102ZM186 104V102H185ZM184 104V105H185ZM193 104V103H192ZM249 104V103H248ZM251 104V103H250ZM254 104V103H253ZM253 104H251L252 106L250 107L252 109V107L254 108ZM71 105V104H70ZM88 105V104H87ZM197 105V104H196ZM195 105V106H196ZM233 105V104H232ZM231 105V108H234L233 106ZM235 105V108H236V105L237 104H234ZM239 105V104H238ZM242 105V104H241ZM258 105V104H257ZM186 106V105H185ZM201 106V105H200ZM33 107V105H32ZM35 107V106H34ZM84 107V106H83ZM86 107V106H85ZM188 107V106H187ZM194 107V106H193ZM226 107V106H225ZM229 107V106H228ZM242 107H247L248 106H243ZM256 107V106H255ZM260 107V106H259ZM28 108V107H27ZM50 108V107H49ZM55 108V107H54ZM190 108V107H189ZM197 108V107H196ZM227 108V107H226ZM245 108V109H247ZM260 108V109H261ZM23 109V108H22ZM191 109V108H190ZM198 109H201L198 108ZM237 109V108H236ZM241 109V108H240ZM244 109V110H245ZM249 109V108H248ZM44 110V109H43ZM51 110V109H50ZM98 110V109H97ZM197 110V109H196ZM203 110V108H202ZM234 110V109H232ZM238 110V109H237ZM254 110H256L254 108ZM262 110V109H261ZM21 111V110H20ZM190 111V110H189ZM193 111V110H192ZM191 111V112H192ZM200 112V110H198ZM212 111V110H211ZM242 111V109L239 111V113ZM257 111V110H256ZM259 111V109H258ZM83 112V111H82ZM81 112V113H82ZM30 113V112H29ZM36 113V111H35ZM61 113V111H60ZM100 113V112H99ZM193 113V112H192ZM246 113V112H245ZM261 113H264L261 112ZM20 114V113H19ZM34 114V112H33ZM41 114H43L44 118H43V121H45V126L47 127V129H43L45 130V143L44 145L42 146L43 148H45V150L47 151L45 153V157L43 156V159L44 161L42 160V166H44L45 164V167L47 170L49 171H52L51 169V164H53L54 162L58 161L59 160V165L60 167L58 168L57 171H59V174L60 176H64V178H62V181H58V178H57V173H56V177H54L53 179V185L55 186V188H57L58 192L61 194V189H67V188H71L73 187L72 186V183L70 182V176L67 174L68 170H71L70 169V165H67L66 162L70 159L69 156H65L66 159H63L61 157H59L56 161L54 160V155H56V148L58 147V151L59 153H62L61 151V147L63 146V142L62 140H64L66 137L64 136V133H61L59 134V132H61V130L57 131V129H52V128H56L54 121L51 120L52 118V114L49 115V111L48 110H44ZM201 114V112H200ZM211 114L215 115V114H218V113H213L211 112ZM21 115V114H20ZM71 115V114H70ZM197 117L199 116V114H196ZM253 115V114H252ZM256 115V114H255ZM3 116V115H2ZM34 116V115H33ZM38 116V115H37ZM41 116V115H40ZM65 116V115H64ZM212 116V115H211ZM210 116V117H211ZM220 116V115H219ZM223 116V114H222ZM258 116V115H257ZM256 116V117H257ZM95 117V115H94ZM109 118L108 120V124H106L104 127H102L103 125H101L103 119L105 118ZM21 118V117H20ZM78 118V117H77ZM201 119L203 118L202 116L200 117ZM219 118V117H218ZM217 118V119H218ZM258 118V117H257ZM2 119V118H1ZM22 119V118H21ZM205 119V118H204ZM209 119V118H208ZM213 119V117H212ZM56 120V119H55ZM158 120V121H157ZM216 120V119H215ZM221 120V119H220ZM218 120V121H220ZM258 120V119H257ZM257 120H254V121H257ZM264 120V119H263ZM40 121V120H39ZM50 121V122H49ZM107 121V119H106ZM246 121V120H245ZM41 122V121H40ZM68 122V121H67ZM111 122V123H109ZM223 122V121H222ZM258 122V121H257ZM264 122V121H263ZM216 123V121H215ZM214 123V124H215ZM43 124V123H42ZM256 124V123H255ZM262 124V123H261ZM41 125V124H40ZM107 126H109L108 129ZM30 127V126H29ZM28 127V128H29ZM52 127V128H51ZM92 127V125H91ZM127 127V126H126ZM215 127V126H214ZM219 127V126H218ZM40 128V127H39ZM73 128V127H72ZM103 128H104V131L106 130V134L103 132ZM38 129V128H37ZM248 129V128H247ZM11 131V130H10ZM36 130H34L35 132ZM82 132V131H81ZM250 132V131H249ZM253 132V131H252ZM32 133V136L30 138L31 142H33V140L35 141V139H38L37 135H35V133L33 134V129L32 131L30 132ZM44 133L41 132V135ZM12 134V133H11ZM37 134H38V131H37ZM39 134H40V130H39ZM59 134V136H58ZM71 134V133H70ZM253 134V133H252ZM30 134H28L29 136ZM39 137L40 140H42V137ZM100 135H102L105 139L103 142H101V137ZM171 135V134H170ZM112 136V137H113ZM165 136V135H164ZM78 137V136H77ZM173 137V136H172ZM228 137V136H227ZM26 138H29V137H26ZM76 138V137H74ZM80 138V137H79ZM233 138V137H232ZM86 139V138H85ZM109 139V138H108ZM57 140V141H56ZM75 140V139H74ZM81 140V139H80ZM103 140V139H102ZM60 141V142H59ZM107 141V140H106ZM2 142V141H1ZM59 142V143H58ZM4 143V142H3ZM2 143V144H3ZM43 143V142H42ZM84 143V142H83ZM111 144V142H109ZM118 143V142H117ZM13 144V143H12ZM109 144V145H110ZM6 145V144H5ZM30 149H28V153L32 152L31 150L33 148H35L33 146V143L31 144L30 143ZM121 145V144H120ZM9 146V145H8ZM6 146V147H8ZM61 146V147H60ZM124 146V145H123ZM121 145V147H123ZM177 146V144H176ZM5 147V146H4ZM3 147V148H4ZM5 147V148H6ZM64 147V146H63ZM264 147V146H263ZM9 148V147H8ZM7 148V150H8ZM28 148V146L26 147ZM249 148V147H248ZM16 149V148H15ZM37 149V148H36ZM127 149V148H125ZM176 149V148H175ZM246 149V148H244ZM113 150V155L111 156V151ZM128 150V149H127ZM42 151V150H41ZM52 151H54V153H51ZM9 152V151H8ZM11 152V151H10ZM78 152V151H77ZM132 152V151H131ZM179 151H176L177 154ZM4 153V152H3ZM42 153V152H41ZM246 153V152H245ZM31 154V153H30ZM29 154V157H30V160L31 159H34L35 160V156H33L35 153L33 152V155ZM66 154V153H65ZM25 155V154H23ZM60 155V154H59ZM62 155V154H61ZM176 155V154H175ZM26 157L28 156L27 154L25 155ZM125 156V155H124ZM190 156H192L190 158ZM37 157V156H36ZM69 157V158H67ZM133 157V154L131 155H128L127 158L128 159H132ZM249 157V156H248ZM24 158V157H23ZM57 158V157H56ZM126 158V157H125ZM170 158V157H169ZM37 160V159H36ZM254 160V159H253ZM258 160V159H257ZM39 161V160H38ZM41 161V160H40ZM39 161V162H40ZM173 161V160H172ZM252 161V160H251ZM263 162V160H262ZM28 163V162H27ZM126 163V162H125ZM123 163V164H125ZM134 163V162H133ZM173 163V162H172ZM184 163V162H183ZM29 164V163H28ZM38 164V163H37ZM129 164V163H128ZM169 164V163H168ZM126 165V164H125ZM172 165V164H171ZM176 165V164H174ZM173 165V166H174ZM38 166V165H37ZM36 166V167H37ZM177 166V165H176ZM174 166V167H176ZM31 167V166H30ZM29 167V168H30ZM179 167V166H178ZM32 168V167H31ZM35 168V167H33ZM39 168V167H38ZM37 168V169H38ZM126 169L124 170V172L126 171L129 175H127L126 177V183H122L121 181V176L120 175L121 173V169ZM177 168V167H176ZM175 168V169H176ZM181 168V167H180ZM208 169V171H207ZM225 169V170H224ZM18 171V170H16ZM32 171V170H31ZM181 171V170H180ZM36 172V171H34ZM76 172V171H75ZM178 172V171H177ZM182 172V171H181ZM25 173V172H24ZM120 173V174H119ZM178 173V174H179ZM188 173V174H189ZM27 174V173H26ZM24 174V175H26ZM39 174V173H38ZM58 174V175H59ZM125 174V173H124ZM28 175V174H27ZM35 175V174H34ZM37 175V174H36ZM35 175V176H36ZM46 175V173H45ZM48 175V174H47ZM91 172H90V176H91ZM101 176V177H98L97 176ZM61 176V177H62ZM83 178L86 177L88 179V181L85 180V183L84 184H87V182H90L91 178L90 176H84L82 175ZM264 176V175H263ZM44 177V176H43ZM73 177V175L71 176ZM167 177H169L171 179V182H177L179 185L181 184V188L180 187H175V188H171V191L170 193H166L165 191V187L167 185ZM185 177V178H184ZM13 178V177H12ZM42 178V177H41ZM232 178H233V175H232ZM235 178V177H234ZM233 178V179H234ZM237 178V177H236ZM25 179V178H23ZM32 179V178H31ZM38 179V177H37ZM169 179V180H170ZM59 180H61V178L59 177ZM167 180V181H166ZM26 181V179H25ZM34 181V180H33ZM41 181V180H40ZM51 181V180H50ZM218 181V180H216ZM215 181V182H216ZM220 181V180H219ZM225 181V180H224ZM237 181H238V178H237ZM235 181V183L237 182ZM242 180V182L239 181V183H243L244 182ZM38 182V180H37ZM42 182V181H41ZM45 182V181H44ZM47 182V181H46ZM62 182V183H61ZM30 183V182H29ZM36 183V182H35ZM56 183H61L60 184V188H58V186L56 185ZM217 183V182H216ZM214 183V184H216ZM227 183V182H225ZM234 183V184H235ZM48 184V183H46ZM45 184V185H46ZM79 184V183H78ZM122 184H126V187L125 189H133L136 191L135 194L131 195V197H126L127 199V204L128 207H125L123 208L124 205H122V200L120 198L117 197L118 194L116 195H113V191L116 192L117 188L121 187L122 188ZM223 184V182H222ZM237 184V183H236ZM22 185V184H21ZM30 185V184H29ZM34 185V184H33ZM38 185V184H37ZM44 185V184H42ZM178 185V186H179ZM53 186V187H54ZM78 186V185H77ZM85 186V185H83ZM213 186V187H211ZM225 186H227L225 184ZM245 186V185H244ZM25 187V186H24ZM52 187V188H53ZM174 187V186H173ZM206 187V188H204ZM6 190L8 187H5ZM43 188V186H42ZM45 188V187H44ZM48 188V187H47ZM94 188V190L96 192H92L90 195L88 194L89 191H91L92 189ZM167 188V187H166ZM205 190H204V189ZM46 189V188H45ZM51 189V187H50ZM74 189V188H73ZM72 189V190H73ZM81 189V188H80ZM91 189V190H90ZM123 188V190H125ZM215 188L212 189V191L214 190ZM224 189V188H223ZM237 189V188H236ZM21 190V189H19ZM48 190V189H47ZM55 190V189H53ZM60 190V191H59ZM70 190V189H69ZM122 190V191H123ZM204 190V191H203ZM208 191V193H205V191ZM211 190V189H210ZM219 193L220 192V189H216ZM242 190V189H241ZM14 191V190H13ZM22 191V190H21ZM25 191V190H24ZM44 191V190H43ZM51 191V190H50ZM68 191V190H67ZM67 191H65L64 193L62 192V194L60 195L61 197L63 195L66 196V194L68 193ZM126 191V190H125ZM206 191V192H207ZM243 191V190H242ZM244 191H247V190H244ZM41 192V191H40ZM49 192V191H48ZM79 191H77L76 193H78ZM134 192V191H133ZM39 193V192H38ZM47 193V192H46ZM95 193H98L97 196H99V198L95 195ZM117 193V192H116ZM216 193V194H217ZM247 193V192H246ZM2 194V193H1ZM130 194V193H129ZM215 194V193H214ZM224 194H227V193H224ZM3 195V194H2ZM48 195V194H47ZM76 196V194H74ZM95 195V196H94ZM113 195V197H111ZM211 195V194H209ZM218 195V194H217ZM221 195V193L219 194ZM59 196V195H58ZM82 196V195H81ZM137 196L139 197L136 201V198ZM191 196V197H189ZM216 196V195H215ZM227 198H229L230 200L232 199L231 195L230 197H228V195H226ZM226 196L224 195L223 197L226 198ZM245 196V195H244ZM48 197V196H47ZM52 197V196H50ZM96 197V199H95ZM111 197V198H110ZM188 197L189 200H185L186 198ZM204 197V196H203ZM218 197H221V196H218ZM217 197V198H218ZM241 197V196H240ZM20 198V197H19ZM125 198V197H124ZM210 198V197H208ZM207 198V199H208ZM213 197H211L212 199ZM44 199V198H43ZM47 199V198H46ZM45 199V200H46ZM194 199L193 202L196 203L197 200ZM203 199V198H202ZM250 199V198H249ZM49 200V199H48ZM57 200V199H56ZM173 201V200H178L177 204L179 205V209L178 211L179 212H176L175 215H173V212L176 211L177 209L174 208V209H169L168 208V205L169 204H174L173 202L170 203V201ZM200 200V199H199ZM224 200V199H223ZM234 200V199H233ZM73 201V202H72ZM180 201V203H179ZM212 201V200H211ZM216 201V200H215ZM22 202V201H21ZM26 202V201H25ZM199 202V201H198ZM208 202V201H207ZM245 202V201H243ZM255 202V201H254ZM253 202V203H254ZM24 203V202H23ZM169 203V204H168ZM223 203V202H222ZM38 204V203H37ZM73 204H75V206H78V207H74L72 206ZM176 204V203H175ZM176 204V205H177ZM199 204V203H197ZM229 204V205H228ZM227 205L228 206H233V205H230V203H228ZM32 205V204H31ZM47 205V204H46ZM49 205V204H48ZM175 205V207H176ZM257 205V204H256ZM81 206H84L81 207ZM121 206V207H120ZM185 206V208H184ZM194 206V205H192ZM226 206V207H228ZM23 207V206H22ZM191 207V206H190ZM189 207V208H190ZM197 207V206H196ZM204 207V206H203ZM234 207V206H233ZM252 207V206H251ZM33 208V207H32ZM51 208V207H50ZM55 208V207H54ZM26 209V208H25ZM44 209V208H43ZM67 209V208H66ZM65 209V210H66ZM122 209L126 210L127 211V216H126V213L124 216H122L123 214L121 213ZM229 209H233L232 207L229 208ZM60 210V209H59ZM69 210V209H68ZM73 210V209H72ZM212 210V209H211ZM228 210V208H227ZM239 210V209H238ZM250 210V209H249ZM38 211V210H37ZM46 211V210H45ZM67 211V210H66ZM75 211V210H73ZM188 211V210H187ZM185 211V212H187ZM193 211V210H192ZM210 211V210H209ZM260 211V210H259ZM58 212V211H57ZM62 212V213H63ZM69 212H72V211H69ZM129 212V214H128ZM56 213V212H55ZM77 213V212H76ZM193 213V212H191ZM196 213V212H195ZM194 213V214H195ZM213 213V212H212ZM40 214V213H39ZM44 214V213H43ZM59 214V213H58ZM56 214V215H58ZM67 214V213H66ZM65 214V215H66ZM70 214V213H69ZM73 214V213H72ZM243 214V213H242ZM254 214V213H253ZM45 215V214H44ZM53 215V214H52ZM55 215V214H54ZM63 219H65V215L62 214ZM61 215V216H62ZM187 215V214H186ZM208 215V214H207ZM37 216V215H36ZM48 216V215H47ZM73 216V215H72ZM107 216V217H106ZM179 218V220H177L176 218ZM215 216V215H214ZM252 216V215H251ZM250 216V217H251ZM69 217V216H68ZM74 217V216H73ZM106 217V218H105ZM109 217V221L110 223L112 222L113 224H116L117 225V228H120V225L119 224H125V226L127 224H132L131 226H128V227H132L131 230L132 232H128V233H125L124 231L122 230H119V229H111L109 231L107 230H104L105 228H101L99 226H97L94 221L95 220H104V219H107ZM188 217V216H187ZM195 217V216H194ZM51 218V217H50ZM67 218V216H66ZM75 218V217H74ZM91 218H94V219H91ZM96 218V219H95ZM233 218V217H232ZM221 219L223 221H229V218L228 219H223V217H221ZM255 219V218H254ZM264 219V218H263ZM67 220V219H66ZM189 220H190V217H189ZM218 220V219H217ZM231 220V219H230ZM53 221V220H52ZM59 221V220H58ZM222 222V221H221ZM127 223V224H126ZM179 223V224H178ZM123 224V226H124ZM37 225V224H36ZM119 225V227H118ZM178 225V226H177ZM122 226V225H121ZM178 229H176L177 227ZM239 226V224H238ZM46 227V226H45ZM111 228V227H110ZM207 228V227H206ZM210 228V227H209ZM239 228V227H238ZM45 229V228H44ZM124 229V228H123ZM190 229V230H191ZM241 229V228H240ZM212 230V231H213ZM221 230V229H220ZM228 230V229H227ZM237 230V229H236ZM42 231V230H41ZM179 231V230H178ZM230 231V230H229ZM232 232V231H231ZM82 233V232H81ZM80 233V234H81ZM88 233V234H87ZM186 233V232H185ZM244 233V232H243ZM259 233V232H258ZM78 234V233H77ZM80 234H78L79 236H81ZM83 234V233H82ZM248 234V233H247ZM65 235V234H64ZM85 235V234H84ZM211 235V234H210ZM77 236V235H76ZM83 236V235H82ZM173 236V237H171ZM203 236V235H202ZM205 233H204V238H205ZM91 235H90V238H92ZM66 238V237H65ZM200 238L202 237H197L196 238V241L197 240H200ZM209 238H211V242H217L219 239L216 237L215 233L212 235V237L209 236ZM208 238V239H209ZM0 239H1V235H0ZM20 239V238H19ZM45 239V238H44ZM85 239V238H84ZM203 239V238H202ZM71 240V239H70ZM91 240V239H90ZM176 241L177 243L178 242H181L182 243V247L181 246H178V250H177V245L175 242L173 241ZM193 240H195L193 238ZM247 240V239H246ZM254 240V239H253ZM14 241V240H13ZM76 241H78V239H76ZM75 241V242H76ZM201 241V240H200ZM66 242V241H65ZM81 241H78V243H80ZM21 243V242H20ZM143 243V244H142ZM194 243V242H193ZM196 243V242H195ZM24 244V243H23ZM64 244V243H63ZM76 244V243H75ZM94 244V246H93ZM243 244V243H242ZM81 244H77V248L78 249L80 247ZM128 245V246H127ZM210 245V244H209ZM63 246V245H62ZM67 246V245H66ZM105 246V245H104ZM127 247H130V251H128L129 248H126ZM137 246V245H135ZM157 248H156V247ZM82 247V248H83ZM121 247H123L121 249ZM139 247V248H140ZM201 247V246H200ZM199 247V248H200ZM72 248V246L70 247ZM73 248V250L75 251L76 249ZM83 248V250H84ZM104 248V247H103ZM180 248H182L180 250ZM212 248V247H211ZM221 248V247H220ZM250 248V246H249ZM127 249V250H126ZM251 249V248H250ZM68 250L70 251V249L68 248ZM72 250V249H71ZM72 250V253L74 254V251ZM134 250V249H133ZM162 251V249H159ZM214 250V249H213ZM77 251V250H76ZM79 251V249H78ZM192 251V250H191ZM190 251V252H191ZM19 253V252H18ZM30 253V254H31ZM71 253V251H70ZM76 253V252H75ZM78 253V252H77ZM80 253V252H79ZM82 253V252H81ZM24 254V253H23ZM83 254V253H82ZM100 254V253H99ZM102 254V253H101ZM145 255V254H143ZM213 255V254H212ZM76 256V255H75ZM95 256V255H94ZM107 256V255H106ZM115 256L117 258H115ZM147 256V254H146ZM110 257V258H111ZM213 257V256H212ZM108 258V259H110ZM136 258V257H135ZM106 259V257H105ZM130 259V257H129ZM133 259V258H132ZM60 260V259H59ZM57 260V262L59 261ZM63 260V259H62ZM216 260V259H215ZM224 260V259H223ZM61 261V260H60ZM85 261V260H84ZM88 261V260H87ZM86 261V262H87ZM129 261V260H128ZM130 262V261H129ZM137 262V261H136ZM38 263V262H36ZM40 263V262H39ZM134 263V262H132ZM211 263V262H210ZM224 263V262H223ZM230 263V262H229ZM131 264V263H130ZM135 264V263H134ZM137 264V263H136ZM190 264V263H189Z\"/></svg>",
  "mask_w": 264,
  "mask_h": 264
}]
</instances>
